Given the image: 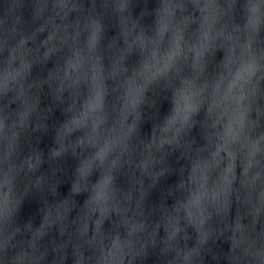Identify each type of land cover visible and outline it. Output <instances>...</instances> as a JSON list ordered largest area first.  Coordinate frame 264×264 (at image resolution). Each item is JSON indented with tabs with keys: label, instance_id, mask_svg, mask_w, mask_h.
<instances>
[{
	"label": "clouds",
	"instance_id": "1",
	"mask_svg": "<svg viewBox=\"0 0 264 264\" xmlns=\"http://www.w3.org/2000/svg\"><path fill=\"white\" fill-rule=\"evenodd\" d=\"M149 2L0 0V264H264V0Z\"/></svg>",
	"mask_w": 264,
	"mask_h": 264
}]
</instances>
